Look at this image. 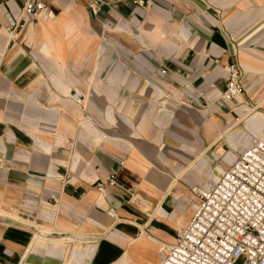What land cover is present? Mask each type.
Wrapping results in <instances>:
<instances>
[{"label": "crops", "instance_id": "1", "mask_svg": "<svg viewBox=\"0 0 264 264\" xmlns=\"http://www.w3.org/2000/svg\"><path fill=\"white\" fill-rule=\"evenodd\" d=\"M25 1L0 0V264H162L264 131V0Z\"/></svg>", "mask_w": 264, "mask_h": 264}, {"label": "built area", "instance_id": "2", "mask_svg": "<svg viewBox=\"0 0 264 264\" xmlns=\"http://www.w3.org/2000/svg\"><path fill=\"white\" fill-rule=\"evenodd\" d=\"M103 4L104 0H91L90 8L98 14ZM138 4L146 7L150 1ZM23 13L39 18L51 12L42 0H26ZM11 26L22 24L13 21ZM223 69L228 81L220 99L237 100L245 93V69L238 62ZM106 183L116 185V174L99 183L101 191ZM193 191L200 203L189 225L179 229L176 241L166 247L162 264H239L241 259L242 264H264V135L238 153L212 190ZM114 212L109 210L110 215Z\"/></svg>", "mask_w": 264, "mask_h": 264}, {"label": "rangeland", "instance_id": "3", "mask_svg": "<svg viewBox=\"0 0 264 264\" xmlns=\"http://www.w3.org/2000/svg\"><path fill=\"white\" fill-rule=\"evenodd\" d=\"M257 109H255V111H256ZM251 111V110H250ZM249 112H246V114H248ZM245 114V115H246ZM244 115V116H245ZM253 116H254V113H250V115L248 114V117L246 116V119H245V121L243 122V124L241 123L239 126H241V129L243 128V129H246V127H245V124H246V122H247V120L248 119H250V118H253ZM264 133V131L262 132V134ZM259 135L258 134H253L250 138H248V140H247V142H246V144L245 143H241L240 145H239V147H238V149H236V150H234L235 151V156H236V158H237V155H238V151H240V149L242 148V147H244V145L243 144H245V145H247L248 143H250V142H253L254 140H256L257 139V137H258ZM222 141H223V144L224 143H226V141H224V139H222ZM246 147V146H245ZM244 147V148H245ZM215 148H216V146H215ZM226 148V151H229V150H233V148L230 146H226L225 147ZM243 148V149H244ZM220 153H223L222 152V150H221V152ZM231 155H233V153L231 154ZM234 156V155H233ZM223 158H224V156L223 157H221L220 159H218V161H222L223 160ZM220 167V166H219ZM219 167H217L216 168V170L219 168ZM228 169V168H227ZM215 170V171H216ZM216 181V180H215ZM217 182V181H216ZM243 263V259H241L240 261H239V264H242Z\"/></svg>", "mask_w": 264, "mask_h": 264}, {"label": "bare ground", "instance_id": "4", "mask_svg": "<svg viewBox=\"0 0 264 264\" xmlns=\"http://www.w3.org/2000/svg\"><path fill=\"white\" fill-rule=\"evenodd\" d=\"M39 17L45 18L46 16L43 15V16H39ZM9 35H10V33H9ZM241 96H242V95H238V96H237V99H238L239 97H241ZM263 135H264V133L261 134L260 136H258L257 138H261ZM251 143H252V142L248 143L247 146L250 145ZM247 146H246V147H247ZM226 170H227L226 167L221 165V166L215 171V180H216V181H219V179L222 177L223 173H224ZM216 181H215V183H216ZM116 214H117L116 212L112 213L113 216H115ZM167 246H168V245H166L165 248H166ZM165 250H166V249H163V252H164Z\"/></svg>", "mask_w": 264, "mask_h": 264}]
</instances>
